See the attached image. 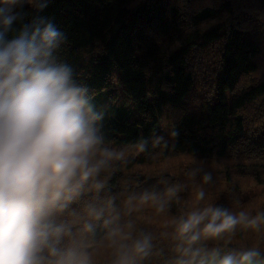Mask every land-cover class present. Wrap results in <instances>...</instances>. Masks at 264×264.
<instances>
[{
    "label": "clouds",
    "instance_id": "clouds-1",
    "mask_svg": "<svg viewBox=\"0 0 264 264\" xmlns=\"http://www.w3.org/2000/svg\"><path fill=\"white\" fill-rule=\"evenodd\" d=\"M24 4L43 6L0 0V264H264V185L224 207L210 171L164 166L175 133L109 139L65 34L8 38Z\"/></svg>",
    "mask_w": 264,
    "mask_h": 264
},
{
    "label": "trees",
    "instance_id": "trees-1",
    "mask_svg": "<svg viewBox=\"0 0 264 264\" xmlns=\"http://www.w3.org/2000/svg\"><path fill=\"white\" fill-rule=\"evenodd\" d=\"M42 3L17 9L23 19L8 38L39 21L63 32L61 56L104 111L109 139L133 143L170 124L178 157L164 166L193 160L210 171L226 186L224 207L249 201L237 197L242 183L264 185V0Z\"/></svg>",
    "mask_w": 264,
    "mask_h": 264
},
{
    "label": "rangeland",
    "instance_id": "rangeland-1",
    "mask_svg": "<svg viewBox=\"0 0 264 264\" xmlns=\"http://www.w3.org/2000/svg\"><path fill=\"white\" fill-rule=\"evenodd\" d=\"M248 70L253 71V68H248ZM226 102L229 104V106H232L234 103V100L229 93L226 94ZM163 129H167L169 132H172L173 128L170 124L164 123Z\"/></svg>",
    "mask_w": 264,
    "mask_h": 264
}]
</instances>
